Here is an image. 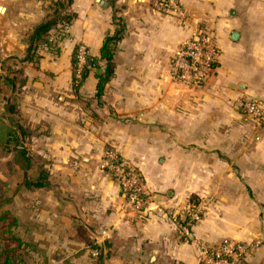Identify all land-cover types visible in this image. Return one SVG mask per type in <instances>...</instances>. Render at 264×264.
<instances>
[{"label":"crops","instance_id":"1","mask_svg":"<svg viewBox=\"0 0 264 264\" xmlns=\"http://www.w3.org/2000/svg\"><path fill=\"white\" fill-rule=\"evenodd\" d=\"M54 1L0 0V60L21 58V80L4 75L0 89L47 174L32 190L31 219L48 239L62 233L71 264L87 262L71 254L89 250L84 236L107 243L105 264H197V243L223 238L257 243L238 264H264V125L237 108L245 97L264 105V0H177L181 13L158 10L156 0H72L70 24L52 28L50 43L39 41L23 61ZM114 16L123 31L112 76L97 95L100 60L74 88V47L98 57L118 27ZM198 28L213 34L218 56L204 85L191 89L172 82L168 68ZM105 147L144 179L153 199L143 213L125 212L118 181L98 169ZM191 199L202 216L184 239L170 215Z\"/></svg>","mask_w":264,"mask_h":264},{"label":"built area","instance_id":"2","mask_svg":"<svg viewBox=\"0 0 264 264\" xmlns=\"http://www.w3.org/2000/svg\"><path fill=\"white\" fill-rule=\"evenodd\" d=\"M160 11L181 13L177 0H156ZM88 51L84 45H77L76 77H80L81 68L86 64ZM218 49L213 34L198 28L194 33L178 44L173 52L168 68L172 82H179L191 89L201 88L214 71ZM238 110L249 120L264 125V105L256 99L240 98ZM98 169L114 177L123 196L122 209L134 214L143 213L153 197L145 181L136 169L125 163L119 151L114 147H105L97 158ZM171 221L184 239L192 233V227L201 219L200 203L191 199L178 211L171 212ZM257 243L244 242L233 238H223L217 243H197V264H238Z\"/></svg>","mask_w":264,"mask_h":264},{"label":"rangeland","instance_id":"3","mask_svg":"<svg viewBox=\"0 0 264 264\" xmlns=\"http://www.w3.org/2000/svg\"><path fill=\"white\" fill-rule=\"evenodd\" d=\"M52 6V5H51ZM47 8L44 20L52 14L53 7ZM63 24V23H62ZM32 32L27 33V37ZM35 54V51H31ZM25 51L24 56H26ZM21 58L10 55L0 60V78L4 75L8 79L21 80V68L16 65L21 62ZM8 93L1 92L0 89V109L12 113L11 119L6 118V114L0 112V251L6 248H12L10 251L9 262L5 263V258L0 257V264H71L65 259L68 254L66 249L61 245L62 233H56L57 237L53 238V233L45 232V227L39 228L40 225L31 219L32 210V190L26 186V181H37L38 176L46 170L37 167L36 157L32 150L31 132L20 116H17L12 110L13 102L6 103ZM16 124L22 125L24 137L20 139L15 128ZM18 138V140H17ZM25 153V158L21 153ZM26 158L28 161H26ZM39 228V231L37 229ZM87 249H73L71 254L86 255L88 259L84 264H98V249L103 250L105 256L104 242L102 248L97 244L94 238L81 237ZM57 242H59L57 244ZM65 260V261H63Z\"/></svg>","mask_w":264,"mask_h":264},{"label":"trees","instance_id":"4","mask_svg":"<svg viewBox=\"0 0 264 264\" xmlns=\"http://www.w3.org/2000/svg\"><path fill=\"white\" fill-rule=\"evenodd\" d=\"M72 0H55L52 4L51 7H53L52 14L48 16L46 20L41 22V24L38 26L36 31L31 37V44L30 47L28 48L27 54L24 57V60H32L33 59V52L36 49V45L39 41H43L45 44H49L50 40L48 38L49 32L52 28L56 27L58 24L61 25V27H66L70 24L72 19L75 16V13L69 12L66 7H68L71 4ZM114 20H116V24H118V27L115 29V32L111 35H106L102 46L100 48V54L98 57L92 56L89 53L86 55L87 62L84 64L81 68L80 72V77H76V51H77V45L74 47L72 56H71V64H72V83L73 87L77 88L79 84L86 78L88 72L92 68H99L101 65L99 63L100 60L104 61V67L103 70L100 74L97 76V95H100L103 91L105 83L110 79V77L113 74V54L115 51V47L119 39L121 38L122 31H123V24L119 19H117L114 16ZM63 23V24H62ZM10 84L12 83L11 79H7ZM16 129H19L21 133L20 138L23 139L24 133L23 128L21 125L16 124ZM18 140V138H17ZM22 157L25 158V153H21ZM26 161L28 159L26 158ZM45 174L42 173L40 176H38L37 181H26L25 184L29 188H38V187H43L46 185L45 183ZM98 249L97 254H98V264H105L104 263V253L103 250L96 246ZM12 248H6L2 251H0V257L5 258V263L9 262V257H10V251Z\"/></svg>","mask_w":264,"mask_h":264},{"label":"water","instance_id":"5","mask_svg":"<svg viewBox=\"0 0 264 264\" xmlns=\"http://www.w3.org/2000/svg\"><path fill=\"white\" fill-rule=\"evenodd\" d=\"M40 24H41V23H39V24L35 27L34 32L36 31V29L38 28V26H39Z\"/></svg>","mask_w":264,"mask_h":264}]
</instances>
